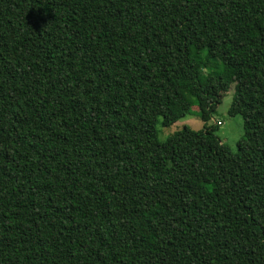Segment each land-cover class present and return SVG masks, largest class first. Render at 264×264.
I'll use <instances>...</instances> for the list:
<instances>
[{
    "label": "trees",
    "instance_id": "obj_1",
    "mask_svg": "<svg viewBox=\"0 0 264 264\" xmlns=\"http://www.w3.org/2000/svg\"><path fill=\"white\" fill-rule=\"evenodd\" d=\"M0 264H264V0H0Z\"/></svg>",
    "mask_w": 264,
    "mask_h": 264
},
{
    "label": "rangeland",
    "instance_id": "obj_2",
    "mask_svg": "<svg viewBox=\"0 0 264 264\" xmlns=\"http://www.w3.org/2000/svg\"><path fill=\"white\" fill-rule=\"evenodd\" d=\"M234 85H231L227 92L222 96L216 105L215 113L210 123L218 125L217 136L232 152L236 150V143L243 136V120L240 116L230 117L227 114ZM182 118L169 127L157 125V137L159 141H164L169 135L186 126L192 130H199L203 123L199 119V111L196 103L188 108L187 112L181 115Z\"/></svg>",
    "mask_w": 264,
    "mask_h": 264
}]
</instances>
